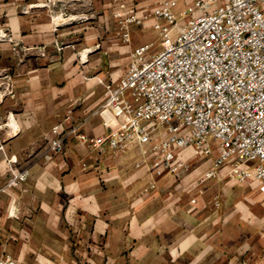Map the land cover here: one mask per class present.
<instances>
[{
	"label": "crops",
	"instance_id": "obj_1",
	"mask_svg": "<svg viewBox=\"0 0 264 264\" xmlns=\"http://www.w3.org/2000/svg\"><path fill=\"white\" fill-rule=\"evenodd\" d=\"M118 1L0 0V34L13 39L0 42V81L13 92L0 102L8 124L0 132V256L20 264H264V210L255 206L264 194L236 185L226 168L200 182L216 153L185 150L188 169L153 189L145 169L134 168L135 148L90 152L69 136L47 157L59 124L89 137L119 125L93 114L103 101L97 80L117 82L130 52L149 42L146 34L138 42V30H150L131 26L124 42ZM10 166L30 173L17 188L5 187Z\"/></svg>",
	"mask_w": 264,
	"mask_h": 264
},
{
	"label": "built area",
	"instance_id": "obj_2",
	"mask_svg": "<svg viewBox=\"0 0 264 264\" xmlns=\"http://www.w3.org/2000/svg\"><path fill=\"white\" fill-rule=\"evenodd\" d=\"M135 1L119 0L113 12L123 41H130L131 26L144 25L157 40L130 52L117 82L97 80L103 101L93 114L109 113L119 125L89 137L78 126L59 124L47 157L61 153L69 136L90 152L135 148L134 168L145 169L153 189L158 178L188 169L185 150L198 158L216 153L200 182L226 168L236 185L264 194V0H188L178 12L179 0H146L141 10ZM0 42L13 39L0 34ZM7 95L13 92L0 81V102ZM6 127L0 117V132ZM29 176L28 169L10 166L5 187L17 188ZM260 238L264 243V224ZM0 264L20 263L4 254Z\"/></svg>",
	"mask_w": 264,
	"mask_h": 264
},
{
	"label": "rangeland",
	"instance_id": "obj_3",
	"mask_svg": "<svg viewBox=\"0 0 264 264\" xmlns=\"http://www.w3.org/2000/svg\"><path fill=\"white\" fill-rule=\"evenodd\" d=\"M179 1H181V0H179ZM180 3V2H179ZM179 5V4H178ZM180 6H181V4H180ZM176 9H178V6H177V8ZM148 28L150 31H147V33H145L144 31H139L138 30V42H142L143 40H144V35L146 34V41H149V42H156V40H157V34L150 28V26L149 25H144V26H138V29L139 28ZM143 38V39H142ZM155 48H156V50L158 49V47H157V45L155 46ZM235 189H237V188H235ZM238 190V189H237ZM249 191H252V189L250 188V189H248V192ZM255 204H257V203H255ZM256 207H260L262 210H264V196H261V194L259 195V200H258V204L257 205H255Z\"/></svg>",
	"mask_w": 264,
	"mask_h": 264
}]
</instances>
